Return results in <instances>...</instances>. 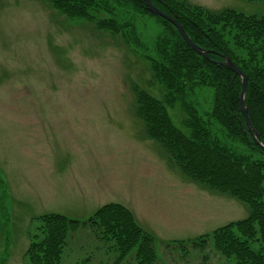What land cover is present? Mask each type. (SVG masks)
Masks as SVG:
<instances>
[{"label":"rangeland","instance_id":"obj_1","mask_svg":"<svg viewBox=\"0 0 264 264\" xmlns=\"http://www.w3.org/2000/svg\"><path fill=\"white\" fill-rule=\"evenodd\" d=\"M185 1L264 15V0ZM93 14L131 23L135 36L98 31L45 0H0V262L26 264L43 214L86 220L118 202L154 235L158 264H233L210 243L184 252L171 243L243 219L249 209L186 177L134 113L133 84L164 97L145 56H153L162 24L111 0ZM212 91L196 87L176 100L168 108L174 124L188 132V105L222 137L207 116ZM62 264L136 261L130 254L118 262L109 243L80 228L69 234Z\"/></svg>","mask_w":264,"mask_h":264},{"label":"trees","instance_id":"obj_2","mask_svg":"<svg viewBox=\"0 0 264 264\" xmlns=\"http://www.w3.org/2000/svg\"><path fill=\"white\" fill-rule=\"evenodd\" d=\"M70 18L92 21L98 31L107 30L128 40L135 36L131 23L94 16L106 0H45ZM156 18L163 31L154 42L149 60L153 77L164 90L163 99L145 89L132 87L134 113L145 126L148 137L157 141L190 180L205 189L236 198L248 209L247 217L228 222L195 238L174 240L181 250L187 246L203 249L210 243L233 264H264V154L246 129L239 111L240 77L219 64L223 56L247 76L244 104L255 130L264 140V15L246 14L233 8L210 10L185 0H150L180 23L207 58L192 49L170 21L151 13L144 0H111ZM212 88L208 117L219 127L220 137L197 111L186 105L188 132L179 129L168 108L196 87ZM245 130V132H244ZM242 145L244 150L239 149ZM41 237L26 249V264H62L69 234L90 229L99 241L109 243L117 261L133 254L136 264H158L155 237L143 229L125 205L109 202L99 206L86 220L58 213L40 217ZM0 264H3L2 261Z\"/></svg>","mask_w":264,"mask_h":264},{"label":"water","instance_id":"obj_3","mask_svg":"<svg viewBox=\"0 0 264 264\" xmlns=\"http://www.w3.org/2000/svg\"><path fill=\"white\" fill-rule=\"evenodd\" d=\"M145 5L148 7L149 11L155 15L161 16L162 18L170 21L172 24L176 26L178 29L179 33L181 34L182 38L184 41L192 48L194 49L197 53H199L201 56L207 58V50L199 47L196 45L192 39L188 36L186 31L184 30L183 26L177 22V20L173 17H170L168 14L154 6L150 0H144ZM219 64L227 67L228 69L232 70L235 72L241 79V90L238 96L239 100V111L244 115L245 123H246V129L251 135L253 141L259 146V148L264 152V140L261 139L260 134L255 130L254 126L252 125L249 116H248V111L247 107L244 104L245 100V94H246V88H247V76L245 73L238 68L232 60L228 56H223L222 60L218 62ZM245 132V130H244Z\"/></svg>","mask_w":264,"mask_h":264}]
</instances>
